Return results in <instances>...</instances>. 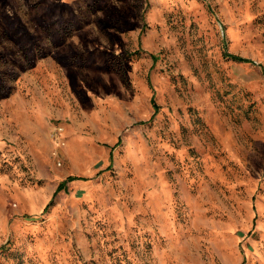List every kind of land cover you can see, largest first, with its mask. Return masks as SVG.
<instances>
[{"label": "rangeland", "instance_id": "1", "mask_svg": "<svg viewBox=\"0 0 264 264\" xmlns=\"http://www.w3.org/2000/svg\"><path fill=\"white\" fill-rule=\"evenodd\" d=\"M0 264H264V0H0Z\"/></svg>", "mask_w": 264, "mask_h": 264}, {"label": "built area", "instance_id": "2", "mask_svg": "<svg viewBox=\"0 0 264 264\" xmlns=\"http://www.w3.org/2000/svg\"><path fill=\"white\" fill-rule=\"evenodd\" d=\"M61 131H62V130H60V128H59L58 132H59L60 134H61Z\"/></svg>", "mask_w": 264, "mask_h": 264}, {"label": "trees", "instance_id": "3", "mask_svg": "<svg viewBox=\"0 0 264 264\" xmlns=\"http://www.w3.org/2000/svg\"><path fill=\"white\" fill-rule=\"evenodd\" d=\"M237 58H239V57H237ZM239 59H242V58H239Z\"/></svg>", "mask_w": 264, "mask_h": 264}]
</instances>
